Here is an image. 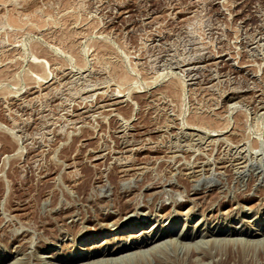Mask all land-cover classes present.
I'll use <instances>...</instances> for the list:
<instances>
[{"label":"rangeland","instance_id":"obj_1","mask_svg":"<svg viewBox=\"0 0 264 264\" xmlns=\"http://www.w3.org/2000/svg\"><path fill=\"white\" fill-rule=\"evenodd\" d=\"M128 209L173 234L89 258ZM256 231L264 0H0V264H264Z\"/></svg>","mask_w":264,"mask_h":264},{"label":"bare ground","instance_id":"obj_2","mask_svg":"<svg viewBox=\"0 0 264 264\" xmlns=\"http://www.w3.org/2000/svg\"><path fill=\"white\" fill-rule=\"evenodd\" d=\"M13 20V19H12ZM13 23V22H11ZM39 62V63H38ZM38 64H40V61H37ZM45 63V62H44ZM43 63H41V66L43 67L42 65ZM41 77V76H40ZM114 95V94H113ZM89 110V109H88ZM133 139V138H132ZM143 144V143H142ZM147 147V146H146ZM138 149V148H137ZM140 151V150H139ZM96 157V156H95ZM94 158V157H93ZM116 158V157H115ZM235 158V157H234ZM129 159V158H128ZM127 160V159H126ZM128 161V160H127ZM231 161V160H230ZM121 163V162H120ZM204 163V162H203ZM190 170V169H189ZM163 193V192H162ZM178 194V193H177ZM181 195V194H180ZM174 197V196H173ZM163 201V200H162ZM136 205V204H135ZM131 208V207H130ZM115 209V208H114ZM132 209V208H131ZM135 209V207H134ZM137 209V208H136ZM135 209V210H136ZM134 210V211H135ZM193 210V209H192ZM120 211V209H119ZM131 211L130 209H128L127 211H125V213L122 214V216L118 219H114L115 222L113 223H109L107 225H102L101 227H96L94 229H91L87 232V234L85 236L82 237V241L83 244L85 243L86 245L87 244H91V243H96V241H99L98 239H101L102 236L106 235L107 233H112L113 236L109 237V238H103L100 240V244L97 247V249L95 250L94 254L89 257V258H98V257H112V256H115V255H119V254H122V253H128V252H132L133 250L135 249H138V248H144V247H147V246H150V245H153L154 244V247L156 245V243L158 245H160V243L162 244L161 246H163V242H166L168 239V237H170L172 234V230L173 228H171L172 225H170L169 227L165 228L159 235H156L155 237H153L152 239H149V240H144V239H137L135 236V234L137 233V230H135L140 223V221H135L133 222L132 220V216H130L131 214ZM116 212V210H115ZM118 212V211H117ZM116 212V213H117ZM122 212V211H121ZM124 212V211H123ZM138 213V212H137ZM112 215H115V214H112ZM117 216V215H116ZM114 216V217H116ZM117 220V221H116ZM28 232V231H27ZM253 232V231H252ZM238 233V232H237ZM237 233L235 232H231V233H225L227 235H238ZM252 234V233H251ZM260 235H264V231L262 233H260L259 231H256L255 233L252 234L253 237H258ZM201 236V235H200ZM211 236V235H210ZM129 237H135V239H137L135 243L133 242H129L128 244L124 245L123 247H121L120 249H117V250H108V249H105V245L110 243V242H113V241H116V240H120L122 238H129ZM104 240V241H103ZM212 240V239H211ZM169 241V240H168ZM242 241V240H241ZM245 241V240H244ZM172 242V241H171ZM170 242V243H171ZM205 242V241H204ZM212 242V241H211ZM214 242V241H213ZM256 242V241H255ZM168 243V242H167ZM165 243V244H167ZM177 243V242H176ZM210 243V242H209ZM248 243V242H246ZM245 243V244H246ZM253 243V242H252ZM200 244V243H199ZM204 244V243H203ZM211 244V243H210ZM224 244V243H223ZM262 244V243H261ZM259 244V245H261ZM264 244V243H263ZM157 245V246H158ZM190 245V244H189ZM196 245V244H195ZM208 245V244H207ZM233 245V243L231 244ZM247 245V244H246ZM256 245V244H255ZM173 246V245H172ZM181 246V245H180ZM186 246V245H185ZM188 246V245H187ZM186 246V247H187ZM213 246V245H212ZM217 246V245H216ZM239 246V245H238ZM254 246V245H253ZM95 247V248H96ZM159 247V246H158ZM167 247V246H166ZM176 247V246H175ZM184 247V246H183ZM191 247V246H190ZM218 247V246H217ZM172 248V247H171ZM194 248V247H193ZM192 248V249H193ZM197 248V247H196ZM223 248V247H222ZM170 249V248H169ZM176 249V248H175ZM220 249V248H219ZM239 249V248H238ZM154 250V249H153ZM171 250V249H170ZM185 250V249H184ZM172 251V250H171ZM148 252V251H147ZM167 253V252H165ZM88 254V253H87ZM139 254V253H137ZM142 254V253H141ZM187 254V253H186ZM91 255V254H90ZM89 255V256H90ZM162 255V254H161ZM86 255L85 253L84 254H76V252L72 253L71 255H69V257H67L66 259H62L61 261H65L67 264H69L70 262H77V261H80L82 260L83 258L85 259L86 258ZM134 256V255H133ZM174 256V255H173ZM208 256V255H207ZM26 257V255H25ZM136 257H139V256H136ZM153 257V256H152ZM167 257V256H166ZM223 257V256H222ZM241 257V256H240ZM118 258V257H117ZM132 258V257H131ZM144 259V257H142ZM109 259V258H108ZM115 259V258H114ZM146 259V258H145ZM144 259V260H145ZM153 260V259H152ZM19 261V260H18ZM98 261H100L98 259ZM121 261V260H120ZM126 261V260H125ZM124 261V262H125ZM149 261V260H148ZM182 261V260H181ZM96 261L94 260L93 263H95ZM101 262V261H100ZM150 262V261H149ZM120 263V262H119ZM130 263V262H129ZM219 263V262H218ZM217 263V264H218ZM222 263V262H221ZM263 263V262H262ZM71 264V263H70ZM90 264V263H89ZM176 264V263H175ZM216 264V263H215Z\"/></svg>","mask_w":264,"mask_h":264}]
</instances>
